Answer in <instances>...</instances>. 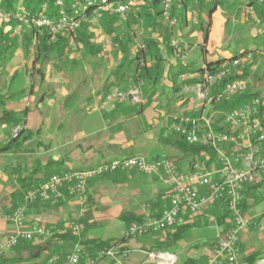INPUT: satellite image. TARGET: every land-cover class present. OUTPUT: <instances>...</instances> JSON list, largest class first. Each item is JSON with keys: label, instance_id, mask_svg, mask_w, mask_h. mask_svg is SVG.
Here are the masks:
<instances>
[{"label": "rangeland", "instance_id": "374dc122", "mask_svg": "<svg viewBox=\"0 0 264 264\" xmlns=\"http://www.w3.org/2000/svg\"><path fill=\"white\" fill-rule=\"evenodd\" d=\"M238 1L182 0L181 6L175 12H171L169 18L164 17L155 26L148 25L145 21L138 24L131 23L129 26L117 22L116 24H120L118 38L115 34L108 33L103 29L98 20L99 18L97 21L90 18L88 32L92 35L93 49L90 58L88 57V49L81 44L72 46V41H70V46L58 48L42 65L34 61V48L37 41L34 42L33 40L32 44L28 45L27 55L22 51L24 48L19 34L31 28L19 24L16 27L6 26L5 22L7 20L0 19V25L4 27L3 31L10 33L5 41L7 47L5 51H9V53L5 54L4 62L0 65V95L13 96L10 92L19 89L23 91L21 94L14 92L13 98L5 106L0 107V118L3 114L2 109L14 111L13 120L0 122V140L1 137L8 138V140L12 137L19 138L24 132H29L31 137L17 151L28 155L30 149H33L35 151L33 156L43 154L44 157L48 156L55 159L67 156V162L73 167L82 169L88 162L96 161L97 156L92 151L99 152L100 155L106 150V144L119 142L122 147L126 145V142H124L126 135L117 133L118 130L121 131V128H124L125 131L128 127L132 129L131 135L127 139L129 140L132 137L135 147L156 145L158 143V129H155L150 123L153 120H160L159 114L161 113L159 111L163 113L166 110L164 104L166 94L169 92L166 89L169 84L171 85L169 88H171L174 82L180 80V82L185 83L187 79V72H179L180 67L184 65L185 52L189 47H192L188 59L194 62L196 68H199L204 62L201 47L195 45L197 41L203 42L201 36L204 30L202 28L207 26V29L212 32L217 29L221 33L220 41L222 45L220 44V47L214 52L223 49L230 51L231 54L241 53L243 48L252 46L250 40L254 41L255 38L264 35L262 31L264 25L259 24L258 15L254 14L253 8L243 5L240 11L234 9ZM262 1L264 2V0ZM142 6L144 5L140 4L138 7ZM158 8H160V5ZM140 11L143 13L145 10L140 8ZM121 18L125 19L126 16ZM55 38L56 36L53 39ZM148 39H156L157 43L153 47L149 46ZM172 40L178 43V47H173V53L169 55L168 48L172 46ZM145 49L149 51L146 56L143 55ZM59 53L61 56H59ZM153 53H158L159 56L165 58L164 71L160 74L161 77H159V81L157 80L154 90L150 88L151 84L149 82L143 78H138L133 72H129L127 81H117L127 72L128 66L135 63L136 56L139 57L138 61L141 66L138 69L139 74L142 73L140 71L142 67L151 69L155 63L149 56ZM262 60L261 58L256 59L251 64L249 71H257L260 64L263 67L264 60ZM245 63L243 61L242 66ZM242 66L239 68L241 72ZM170 67L176 73L171 77L166 75V70ZM38 70H41L42 75L37 73ZM190 79L191 77L187 80ZM139 83V89L142 93L140 104L133 105L107 99L112 90L126 91L128 87ZM184 88L186 91V87ZM183 96L186 95L175 96L171 99V108L177 106L178 102L182 101ZM137 110H140L138 112L140 114L143 111L147 112L148 116L144 118L128 117L121 124L122 127H119L120 124L116 123V117L113 120L117 112L128 115ZM23 111H26V113L23 114ZM216 116L220 117L219 115ZM15 127L18 130L16 135L13 136ZM66 129H69V131ZM37 143L40 144L36 145ZM2 144H6L5 141L0 143V145ZM161 145L159 143L157 146ZM87 146H91L92 150H87ZM159 152H161L160 149L158 152H153V155L159 154ZM124 155L130 154L126 152ZM0 157H2L0 158V172L3 169L8 172L11 167L15 166L16 157H14V153L9 151ZM1 182L0 180V184ZM115 182L114 184H109L107 181L98 183L97 193L101 195L102 203L89 204L90 211H92L89 214L90 216L93 213H100L102 204L108 199L114 200L123 197V200L129 202L141 200L139 196H135L136 187L129 184L125 177L115 179ZM54 189L59 188L55 187ZM259 190V192L256 191L255 195L246 197L249 200L248 202H251L244 212V215L248 218V223L244 230V239L241 241L239 248L240 254L237 256L235 264H248L246 257L252 252L259 253V256L262 257L254 264H262L264 261V187ZM50 198L51 201H47V203L40 201L35 202L33 205L39 204L41 209L49 210L50 207L55 206L54 198L56 197L51 194ZM65 204L74 213L79 211L78 198ZM33 205L32 207L28 206L26 212L25 221L27 224L29 226L33 224L37 226L40 224L47 225L50 218L48 216L37 218L32 210L38 209V207L33 208ZM85 217H88V215H85ZM211 224L215 225L214 221L211 223L207 221L202 226L196 223L174 241H163L168 232L157 233L152 236L154 243H150L148 249L144 247L145 244L142 243L139 237L126 235V224L122 225L123 228H120L119 232L128 238L126 243L130 251H134L135 246L144 247L145 252L154 255V258H151L153 263L149 264H162L163 261L160 260L159 255H163L169 249L173 251L178 249L176 247H180L183 253L187 255L192 248L193 250L200 248V245H196L195 239H199L198 235L201 228L209 227ZM90 230L88 233L91 232L99 239L105 236L109 240H114L118 239L117 236L120 235L116 233L115 228L103 226L102 224L92 227ZM215 241L217 242V240ZM159 242L163 243L162 246H155L160 244ZM250 249L253 250L248 252ZM122 257L121 254L112 256L117 264L125 263L122 261ZM192 258L198 260L197 264L203 262L200 256ZM181 263L182 259L178 258L173 264Z\"/></svg>", "mask_w": 264, "mask_h": 264}, {"label": "built area", "instance_id": "2783aa9c", "mask_svg": "<svg viewBox=\"0 0 264 264\" xmlns=\"http://www.w3.org/2000/svg\"><path fill=\"white\" fill-rule=\"evenodd\" d=\"M24 1L17 0L16 10L11 14L0 10V19L14 20L25 27L46 29L52 38L57 34H70L73 38L80 26L82 13L86 9L93 8L94 20L97 21L101 11L115 12L124 16L131 7L140 6L149 0H72L68 4V11L64 0H53V5L56 7L54 16L50 15L47 3H41L40 9L32 13L24 8ZM181 1L157 0V3L160 5L163 17L169 18L172 6ZM171 45L178 47V43L174 40L171 41ZM241 63L242 58H229L223 61L213 74L205 73L195 82L186 84L187 94L190 93L187 95V101L194 102V105L188 109L199 114L197 117L190 114L182 115L167 128L168 133L178 134L190 145L207 147L213 154L202 151L201 158L195 160L188 168H181L178 160L164 155H159L157 158L127 155L103 161L97 166L86 169L53 175L46 185L26 191L23 203L4 214L5 220L10 223L12 229L7 238L0 241V259L7 250L16 247L21 240L30 241L35 236L47 239L50 236L49 228L37 225L30 227L25 221L28 205L38 197L44 201L48 199L49 189L54 191L55 187H60L62 181H66L69 184L67 190L77 194L80 206L79 217H82L88 210L85 191L90 179L133 169L142 175L157 177L164 185L169 199L161 212L157 208L151 209L149 204L143 205L146 220L143 223L130 224L126 230L127 236L142 237L150 233L162 232L178 224L189 223L196 215L204 214L218 200H224L231 215L230 227L219 235L215 246L202 264H220L223 260L234 264L239 254L240 236L248 223V218L240 207L244 191L248 186L258 185L264 179V126L258 117V98L226 112L212 108L214 103L229 99L247 88L245 79H228L221 83L228 74L232 73V70L236 75L241 76L243 73L239 70ZM192 76L194 74H186L187 79ZM215 85H218L219 89L213 92ZM139 86L140 83L128 87L126 91L114 89L107 99L133 105L140 104L142 93ZM213 123H216L218 128H214ZM17 130L15 127L13 136L16 135ZM65 228L76 235L83 231L84 224L79 219L68 220ZM71 249L63 256L51 255L46 264H96L97 257L114 255V249L110 248L99 251L96 258L83 259V249L80 244H75ZM164 254L172 259H165ZM164 254L159 255L162 264H173L174 256ZM147 257L154 258V255L148 252Z\"/></svg>", "mask_w": 264, "mask_h": 264}, {"label": "trees", "instance_id": "16d2710c", "mask_svg": "<svg viewBox=\"0 0 264 264\" xmlns=\"http://www.w3.org/2000/svg\"><path fill=\"white\" fill-rule=\"evenodd\" d=\"M70 1L72 0H64L67 11L69 9L68 4ZM260 2L261 0H239L238 2H236L237 4H235L234 9H236V11L237 10L240 11L243 5H246L247 7H251V9L252 8L254 9V14L258 15L259 24H264V2L263 1L261 3ZM41 3H47L51 16H54L56 14V7L53 5V0H25L23 6L30 12L35 13L40 9L39 6ZM180 3L174 4L172 6L171 12H175L178 9V7L181 6ZM16 5H17V0H0V10L3 12L9 13V14H11V12H14L16 10ZM143 5L144 6L140 7L145 10L143 13L140 11V8L138 6L131 7L124 15L126 16V18L123 19L121 18L122 16L119 15L118 13H115V12L108 13L105 11L104 12L101 11V16L98 20L100 21L105 31H107L108 33L115 34V36L118 38L119 37L118 30L120 28V24H116L117 22L125 23V26H129L131 23L138 24L142 21H145L148 25L155 26L157 23L160 22L159 20L164 18L162 15L161 9L158 8L159 4L157 3V0H149L143 3ZM94 17H95V13L92 7L83 11L82 17L80 19L81 20L80 26L75 31L73 38L70 34L69 35L68 34H57L56 38L53 39L49 35L46 29H35V28L26 29V31H23L21 34H19V36L22 39V45L24 48L22 49V51L27 55L28 45L32 44L33 40L34 42L37 41V45L34 48V51H35L34 61L38 62L39 65H42L44 64V62H46V60L49 58L50 55L55 53V51L58 48L59 49L66 48L70 46L69 42L72 41L71 43L72 46H75V44L76 45L81 44L83 47L88 49V57L90 58L91 54L93 53L92 52L93 49H92V43H91L92 35L89 34L88 32V26H90V18H94ZM5 23H6V26H15V27L16 25L19 24L14 20L12 21L7 20ZM3 28L4 27L0 25V55H1L0 65L3 64L4 62L5 54L9 53V51L8 52L5 51L7 48L5 45V41H6V38L10 36V33L4 32ZM202 30H204V41H205L206 33L208 31L207 26L203 27ZM172 34H174V32H172ZM147 42L149 43V46L153 47L157 43V40L148 39ZM173 50H174L173 46H170L168 48V54L169 55L172 54ZM143 51H144L143 52L144 56H146L149 53V51H147L146 49ZM249 51H250L249 49H245L244 51H241V53L232 54L229 57V58H240V59L242 58V62L243 61L246 62L243 66L241 63V66H242L241 70L243 72L242 75L238 76L235 74L234 70H232L231 71L232 73L228 74V76L225 77L223 81L221 82L223 83L224 81H227L228 79H235V78L245 79L247 81V88L242 93L234 95L230 97L229 99H222L220 103H214L212 109L221 110V112H226V111H229V109H233L236 106H242L244 103L252 101V99L258 98L259 100V104L257 107L258 117L260 119L261 124L264 126V66L263 67L259 66L256 72L249 71L251 64L256 59L261 58L259 54L254 53L252 54L253 58L250 59V61H248L246 54H248ZM59 56H61L60 53H59ZM135 58L137 59V60L134 59L135 63L132 65L130 64L128 66L127 72L123 74L122 78H119L117 81L118 82L127 81L129 72L131 73L133 72L134 74H136L138 78H143L147 82H149V84H151L150 88L154 90V88H156V85H157L156 84L157 80L159 79V77H161L160 74H162L163 73L162 71H164V59L165 58L161 55L159 56L158 53L151 54L149 58L153 59L155 63L154 66H152L151 69L142 67V69L140 70L142 71V73L140 72V74L138 73V69L139 67H141L138 61L139 57L136 56ZM223 61H225V59L207 61L205 62V66L203 67L199 66V68H196V69L192 68V64H187V63H184V65L180 67L179 72L193 73V74H196L197 76L193 80L186 79L185 83L184 82L179 83L178 81L174 82V84L171 87V93L166 94L164 105L166 107L165 112L167 113L166 115L168 117V123L170 122L172 123V121H176L179 119L180 116L186 115V114L187 115L190 114L192 116L197 117L199 113L194 112L189 109H186L183 112H181L178 117L172 116V112H174V110L177 107L174 106L171 108L170 106L172 103L171 99L175 98V96L176 97L179 96L177 94L179 92L181 93V91L184 89L186 84L195 82L200 77H202L205 73L213 74V72H216L219 69ZM174 71L175 70L172 67H170L166 70L167 72L166 75L171 77V75L176 74ZM37 73L42 75L41 70H38ZM214 87L215 89L213 92H216L219 89V87L218 85H215ZM14 92L21 94L23 91L22 89H19L16 91L14 90ZM14 92L12 93L10 92V94H13L14 96ZM13 96L12 95L2 96L1 94L0 95V107L5 106L7 102H9L11 98H13ZM185 106L186 104H182L180 105L179 109ZM2 112L3 114L0 118V122L13 120L14 111L9 110V109H6V110L2 109ZM136 112H140V110H137ZM24 113H26V111H23V114ZM115 116L116 114L114 115L113 120H115ZM116 121H117L116 123L120 124L119 127H122L121 124L124 121H119L118 119ZM212 125L214 128H218L216 123H213ZM66 130L69 131V129H66ZM157 131H158L157 133L158 142L165 143L167 146L170 147V150H171V152L167 153L164 156L175 158L176 160H178V163L181 168H188L192 165V163L195 162V160L200 159L201 158L200 155L202 151H206L209 154H213L211 149L207 147H200L198 145H190L189 143L184 142V140L178 134L174 132L173 133L169 132L166 134L165 127H159ZM30 137L31 136L29 135V132H24V134H22V136H20L19 138L12 137L7 141L6 144H3L0 147V151L8 150L11 153H14V157H16L15 166L11 167L10 170L7 172L8 177H10V179H13L14 177H16L15 178L16 188L12 192L13 194L12 198L14 200L13 201L14 203L10 208H8L7 212L13 210L16 206L23 203L24 197L26 195L25 194L26 191L32 188L36 189V188H39L40 186L46 185V183H49L51 176L62 175L63 173L82 169L80 167L79 168L73 167L69 162H67L68 161L67 156L59 157V159L54 160L53 158L48 157V156L44 157L43 154L38 155V156L36 155L33 156L35 153L33 149H30L28 155H25V153L23 152L17 151L23 146L24 142L28 140ZM39 144L40 143H37L36 145H39ZM107 147L115 148V145L106 144V148ZM90 149L92 150V147L87 146V150H90ZM126 152L129 153L130 155L131 153H133L131 148L129 150L127 149L121 150V151L117 150V153H120L122 155L126 154ZM31 155L32 157H30ZM157 157L159 156H152L150 158H157ZM108 160H111V158L108 157L107 154L101 153V162H95L96 164H93V163L85 164V167L83 169H86L88 167L97 166L101 164L103 161H108ZM5 166L9 167V165H6V164ZM131 170L136 172L133 169ZM123 171H126V170H123ZM117 172H120V171H117ZM117 172L104 174L101 177H97V178H93L89 180V182L87 183L86 191H85L86 201H87V206H88V210L85 215H88L90 213L89 200H90L91 195L88 192L89 186L94 185L97 181H102L105 178H109V176H112L116 174ZM68 185L69 184L66 181H62V183L60 184V187H58L59 189H56L54 191H51L49 189L47 191L49 193L48 199L44 201L38 197L33 201L31 205L30 204L29 205L32 207V205L35 202L38 203L40 201L47 203V201H51L50 200L51 194H53V196L56 197L54 198V201H55V205H58V206H61L62 204H65L69 201L77 199L76 193H71L69 192V190H67ZM262 187H264V179L262 180V182H260V184L248 186L246 188V190L244 191V198L241 200L242 202L240 205L243 214L247 209L246 197H249V195H255L256 191H258ZM168 199H169V196L167 192H165V194L161 193V195L156 196L154 199L147 200L146 203H144V205L149 204L151 209L157 208L159 212H161V209L163 208L164 204H168ZM37 207H39V204L33 205V208H37ZM206 212L210 213L212 216L215 217L216 225L218 227L219 226L221 227L220 234L225 233V231H227V229L230 227V219H231V215L229 211L227 210L225 201L218 200V202L214 204L213 206H211L210 208H208ZM75 215L76 216L70 218V220H74V221H76L77 219L82 220L84 224V229H83L84 231L88 224V220H87L88 218L87 217L84 218L85 215L82 217H79V211L75 213ZM203 215L204 214L196 215L195 217H193V219H191L189 223L178 224L175 227L163 230L162 232H168V235L163 238V241L165 242L167 240L174 241L180 238L183 233L187 232L188 229L194 225V223H191V222L195 221L198 218L203 217ZM119 219H121V221L126 224V229L133 222L143 223L146 220L143 214H137L129 210H123L121 214L119 215ZM47 228H49L51 231L50 236L46 239L47 242L50 239L56 238V239H61V240L63 239L65 241H68L70 245L72 246L78 243L81 245L83 249V259L96 258L99 251H105L110 248L114 249V255L115 254L124 255L128 251H130V248L127 247V245H125L128 238L124 236L119 238V240H105L104 241V240L97 239V238H86L83 231L79 234L74 235L71 231L67 229H65L62 233H58L55 231L54 228H50V227H47ZM162 232H159V233H162ZM156 234L157 233H150L146 236L139 237L142 240V243L145 244L144 247H147V249L150 248V243L152 244L154 243V241L152 240V236H155ZM33 241H34V238H33ZM33 241L32 240L30 241L21 240L15 248L30 249V248H34V246H39L40 243L34 244ZM162 242H159L160 244L155 245V246L161 247L163 244ZM238 244L240 248V243ZM44 248L47 249V247H44ZM53 254H59L63 256L66 253H61V252L50 253L49 252L43 258L41 256L39 257L40 255L39 254L38 260L34 264H46L48 261V258ZM106 257L112 258V256H107V255L102 256V257H97L95 260V263L98 264L99 261H101L102 259ZM246 258L248 260V264H254L257 260L261 259L262 257L259 256V253L252 252L248 254ZM197 261H198L197 259L191 257L189 259H186V261L182 264H197ZM204 261L205 259H203V263ZM220 264H231V263L223 260Z\"/></svg>", "mask_w": 264, "mask_h": 264}, {"label": "crops", "instance_id": "0c3cea01", "mask_svg": "<svg viewBox=\"0 0 264 264\" xmlns=\"http://www.w3.org/2000/svg\"><path fill=\"white\" fill-rule=\"evenodd\" d=\"M181 5V3H180ZM251 8V7H249ZM264 25V24H262ZM262 28V27H261ZM263 32H264V27L262 28ZM207 33H206V40L204 41V33H202L201 38L203 39V42H196V46H200L201 47V51H202V56L204 59L203 64L200 67L205 66V62L207 61H213V60H218V59H225L227 60L232 54L230 53V51H225V50H219L217 52H214L218 47H220L221 44V33L217 30H215V32H212L211 30L207 29ZM215 33V35H214ZM256 35V33H255ZM255 35H253L255 37ZM250 40L249 42H251L252 46H250L249 48H243L241 51H244L245 49H249L250 51L248 52V54H246V57L250 60L252 59V54H259L261 59L264 60V42L262 43V41H264V35H260L259 37L255 38L254 41ZM202 43V44H201ZM263 44V46H262ZM222 45V44H221ZM192 51V47H189V49L185 52L184 54V63L187 64H192V68L196 69V66L194 65V62L191 59H188V54ZM262 60V61H263ZM261 66V64H260ZM254 71V70H253ZM256 72V71H255ZM196 74H194V76L190 79L193 80L196 78ZM179 83L180 80L178 81ZM190 84V83H188ZM171 85L169 84V87ZM167 87L166 89L169 90V94L171 93V88ZM186 87V85H185ZM183 91V92H182ZM181 91V93L179 92L177 95L182 96V95H186L182 97V101L178 102L177 104V108L174 110V112H172V116L174 117H178L180 115L181 112H183L184 110L188 109V107H191L194 105L193 101H187V95H190V93L187 94V88L185 91V88ZM182 104H186L185 107L179 109L180 105ZM161 113V114H159ZM159 118L160 120H153V122H151L150 124L153 125V127L155 129H158L159 127H165V133H168V126L171 124L168 123V117H167V113L165 111H163V113L161 111H159ZM148 113L143 111L140 113L138 112H133V113H129L128 115L123 114L122 112H117L116 113V118L121 121H125L128 117L131 118H141V117H147ZM173 122V121H172ZM132 129L130 127H128L127 131H125L124 128H121V131L118 130L117 133H122V135H126V139L129 135H131ZM124 137V136H123ZM4 138L1 137L0 143L4 142L7 143L8 138ZM124 138V142H126V145H123V147L119 144V142H113V143H109L111 145H115V148H111V147H107L105 146L106 150L103 151L102 153L107 154L108 157H110L111 159H116V157H120V156H127V155H122L120 153H117V150L121 151V150H129L130 148L132 149L133 153H131V155H141V156H147V157H152V156H159V155H166L167 153L171 152L170 147L167 146L165 143L163 142H158L156 145L151 146V145H145V146H139V147H135L134 144V140L132 139V137L129 138V140ZM162 144L161 146H157ZM3 145V144H2ZM0 145V147L2 146ZM159 149L161 150V152H159V154L156 153V155H153V152H158ZM9 152L8 150H2L0 151V156H3L4 153ZM96 156L97 159L96 161H92V162H88L96 164L95 162H101V153L99 155V152H93ZM41 155V154H40ZM129 155V156H131ZM2 158V157H0ZM54 160H57L55 158H53ZM125 177V180L133 185L134 187H136V191H135V196L136 197H140L141 200L140 201H134L132 200L131 202L127 201V200H123L121 198L118 199H108L104 201V204H102L101 207V212L100 213H93L92 216H90L88 214V224L87 227L85 228V230L83 231L84 235L86 236V238H97L95 237L91 232H89L90 228L92 227H97L100 224H102L103 226H110L112 228H115L116 233H118L119 236L118 239H114V240H119V238L121 237H126L124 234L121 235V233L119 232L120 228L122 229V225L125 224L124 222L121 221V219H119V215L121 214V212L123 210H129L132 211L134 213L137 214H143L144 217L146 218V211L143 208L144 203H146L147 200L150 199H154L156 196L161 195V193L166 192V189L164 187V185L158 180L157 177L155 176H148V175H142L139 172H134V171H130V170H126V171H120L117 172L116 174L109 176V178H105L102 181H97L94 185H90L88 192L91 195L90 200H89V204H95L96 202H101L102 203V199H101V195H99L97 193V188H98V183H103L106 182L109 184H114L115 179L118 178H123ZM16 177H14L13 179H10V177H8V174L6 171H1L0 172V180L2 181L0 184V241L5 240V238H7L8 234L11 232L12 226L5 220L4 218V214L7 212L8 208H10L13 205V194L12 192L15 190L16 188ZM112 179V180H111ZM118 182V181H117ZM165 190V191H164ZM134 195V193H133ZM135 199V198H134ZM249 200H247L246 198V204L249 205L251 202H248ZM91 210V208H90ZM52 211V212H51ZM32 212H34L35 216H37V218H44V217H49L50 219L48 220L49 223L47 225H43V224H38L39 226H42L44 228L47 229V227L50 228H54L56 232L58 233H62L66 228H65V224L68 220H70V218L76 216L74 211H72L71 209H69L68 207H66V204H62L61 206L55 205L52 208L50 207L49 210H45V209H41V207H38V209H34L32 210ZM92 212V211H90ZM50 213V214H49ZM208 222H213L215 223V217L212 216L210 213L205 212L203 217L196 219L195 221L191 222L194 223V225L197 224H206ZM34 225V224H33ZM33 225H30V227H33ZM211 226V227H210ZM209 227H205V228H201V232L198 235L199 239H195L196 240V245H200L198 249L193 250V248L191 249V251L189 253H187V255H185L183 253L182 248L180 247H175L178 248L177 250H173L171 251L170 249L168 251H166L165 253L171 254L174 256L175 260L177 261L178 258L182 259V263H184L186 261V259H189L191 257H202V259H205L206 261V257L209 254V252L211 251V249L215 246L216 241L219 238V235L221 233L220 231V226L218 227L215 223V225H210ZM126 227V225H125ZM91 231V230H90ZM172 232V231H171ZM218 236V237H217ZM243 236H244V232L241 234L240 236V246H241V241H243ZM217 238V239H216ZM101 240H109L108 238H106L105 236L101 238ZM194 240V241H195ZM33 241V240H32ZM34 244H39V246H34V248H30V249H19V248H12L7 250V252L5 253L4 257L0 259V264H34L37 260H38V255L39 257L41 256L42 258L45 257V255H47L49 252L50 253H56V252H61V253H68L70 252L72 249V245H70V243L68 241L65 240H61V239H50L48 242L46 239H43L39 236H35L34 238ZM194 243V244H195ZM125 245H127V243H125ZM179 246V245H178ZM44 247H47V249H45ZM144 248V247H143ZM142 247L140 246H135L133 248L137 249V250H142L145 251ZM31 249H35L33 253L30 252ZM43 250V251H42ZM253 249H250L248 252L252 251ZM125 256L126 254L123 255L122 257V261L125 262L124 264H149V263H153L151 257H146L142 260H140V262L137 263H133L130 261H125ZM136 260V259H135ZM137 261V260H136ZM204 261V262H205ZM181 263V264H182ZM203 263V262H202ZM98 264H117L115 262V260L113 258L110 257H106L104 259H102L101 261L98 262Z\"/></svg>", "mask_w": 264, "mask_h": 264}, {"label": "water", "instance_id": "95a60500", "mask_svg": "<svg viewBox=\"0 0 264 264\" xmlns=\"http://www.w3.org/2000/svg\"><path fill=\"white\" fill-rule=\"evenodd\" d=\"M35 249H31L30 252L33 253ZM147 257V253L145 251H142V250H137V249H134V251H129L126 253V256H125V261H130V262H140V260L144 259ZM137 261H136V260ZM264 264V261L263 263Z\"/></svg>", "mask_w": 264, "mask_h": 264}, {"label": "bare ground", "instance_id": "6f19581e", "mask_svg": "<svg viewBox=\"0 0 264 264\" xmlns=\"http://www.w3.org/2000/svg\"><path fill=\"white\" fill-rule=\"evenodd\" d=\"M165 259H172L171 257H168L166 254L163 255Z\"/></svg>", "mask_w": 264, "mask_h": 264}]
</instances>
